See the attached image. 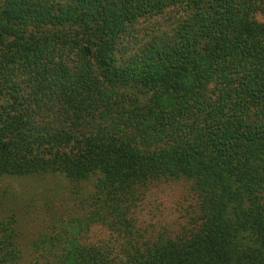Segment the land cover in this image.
I'll use <instances>...</instances> for the list:
<instances>
[{"label": "trees", "instance_id": "obj_1", "mask_svg": "<svg viewBox=\"0 0 264 264\" xmlns=\"http://www.w3.org/2000/svg\"><path fill=\"white\" fill-rule=\"evenodd\" d=\"M50 176L26 252L3 186ZM0 264H264V0H0Z\"/></svg>", "mask_w": 264, "mask_h": 264}, {"label": "rangeland", "instance_id": "obj_2", "mask_svg": "<svg viewBox=\"0 0 264 264\" xmlns=\"http://www.w3.org/2000/svg\"><path fill=\"white\" fill-rule=\"evenodd\" d=\"M3 186L8 192L5 197L6 214L15 213L19 219L20 241L26 252L30 244L42 230L43 220L52 209L58 210L63 202L66 182L58 177L44 179H9ZM58 192L53 197L52 191ZM50 197L49 199H47ZM185 192L180 184L161 186L151 190L146 202L140 208V220L144 223H155L177 230L181 209L184 207ZM178 219V220H177ZM92 241L106 240L109 232L101 226L90 232Z\"/></svg>", "mask_w": 264, "mask_h": 264}]
</instances>
